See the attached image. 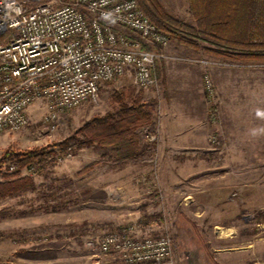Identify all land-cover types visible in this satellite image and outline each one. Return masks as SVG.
Listing matches in <instances>:
<instances>
[{
  "label": "rangeland",
  "instance_id": "obj_1",
  "mask_svg": "<svg viewBox=\"0 0 264 264\" xmlns=\"http://www.w3.org/2000/svg\"><path fill=\"white\" fill-rule=\"evenodd\" d=\"M158 1L193 22L189 0ZM165 31L172 50L157 61L154 86L143 88L126 74L101 84L97 101L62 111L54 126L38 101L26 127L0 133V156L7 149L58 150L53 143L111 110L119 91L152 107L131 160L117 161L112 145L92 144L54 163L25 166L17 177L0 175V264H96L86 238L133 222L156 223L173 238L170 264H264V161L226 158L230 143L244 138L229 127L245 126L239 109L256 105L264 88V62L228 59L207 51L214 47L207 41L194 46ZM202 54L229 65L218 70L219 90L210 70L191 60ZM203 113L207 131L198 144ZM242 146L237 157L254 156ZM3 172L12 170L5 164ZM98 257L101 264H125L115 254Z\"/></svg>",
  "mask_w": 264,
  "mask_h": 264
},
{
  "label": "built area",
  "instance_id": "obj_2",
  "mask_svg": "<svg viewBox=\"0 0 264 264\" xmlns=\"http://www.w3.org/2000/svg\"><path fill=\"white\" fill-rule=\"evenodd\" d=\"M0 37V133L26 127L38 101L54 126L62 111L97 101L101 84L126 74L154 86L170 42L137 0H0ZM84 244L96 264L100 254L170 264L174 251L173 238L152 222L91 235Z\"/></svg>",
  "mask_w": 264,
  "mask_h": 264
},
{
  "label": "trees",
  "instance_id": "obj_3",
  "mask_svg": "<svg viewBox=\"0 0 264 264\" xmlns=\"http://www.w3.org/2000/svg\"><path fill=\"white\" fill-rule=\"evenodd\" d=\"M137 2L151 21L169 31L173 39L194 46L204 40L214 45L206 48L213 54L264 62V0H189L192 23L170 15L158 0ZM127 96L124 90L117 92L111 110L94 116L67 139L53 143L58 150H5L0 156V175L17 177L25 166L54 163L63 155H75L92 144L112 145L117 161L137 157L138 130L150 123L152 107L139 98L128 100ZM5 164L12 172H3Z\"/></svg>",
  "mask_w": 264,
  "mask_h": 264
},
{
  "label": "crops",
  "instance_id": "obj_4",
  "mask_svg": "<svg viewBox=\"0 0 264 264\" xmlns=\"http://www.w3.org/2000/svg\"><path fill=\"white\" fill-rule=\"evenodd\" d=\"M204 46V45H203ZM202 46V48H203ZM204 49V48H203ZM172 50L171 46H166L164 48V51L166 53V51L170 52ZM187 60V59H186ZM195 62L196 65H199L200 70L204 69V71H206L207 69L210 70L211 75L214 79V81L216 82V85L218 87V90L220 89V81H221V74L218 72L219 69H221L222 66L228 67L229 65H225V63L220 59V58H215V56L209 54L208 56H203L202 55H198L196 57H193V59H191ZM190 61V60H189ZM206 63L208 62L209 64L206 66V64H203V62ZM249 68V67H248ZM252 68V67H251ZM227 69V68H225ZM224 81H228L229 79V83L230 84H226L225 86L227 87L228 85L232 84V76L231 75H224L223 76ZM221 92V91H220ZM222 93V92H221ZM201 94V98L202 93ZM257 103L256 105H249L248 103L243 105L242 109L239 110H243V113H246L245 116L243 117V120H248V122L245 124V126H241L236 127L235 125H231L229 127L230 132H232V134H235V136L239 135V136H243V140L240 139V143L238 141L233 142V144L230 143V153L229 155H227V160H238V159H251V160H261L264 161V88L262 89V91L260 93H258L257 95ZM254 102V101H253ZM262 102V105H259L258 103ZM258 104V105H257ZM260 107V108H259ZM236 110L238 109H233L231 108V112H237ZM230 119H234V117H230ZM204 120H205V115L203 113V116L201 117V119L199 120V127L196 131H200V132H196L195 137L197 138L196 143L198 144H203L205 139L204 135H201L202 133L206 132L207 129L205 128L204 125ZM252 120V121H251ZM255 121V123H254ZM228 128V126H226ZM199 134V135H198ZM231 134V133H230ZM199 136V137H198ZM253 137H255L254 139H252ZM237 144H241L240 148H236ZM242 145H247V149L248 146H251L250 152H253L254 156H247V157H237L240 154V151L243 150V146ZM245 148V150H246ZM252 150V151H251ZM250 155V153H248ZM21 246H18V248ZM23 247V246H22Z\"/></svg>",
  "mask_w": 264,
  "mask_h": 264
}]
</instances>
